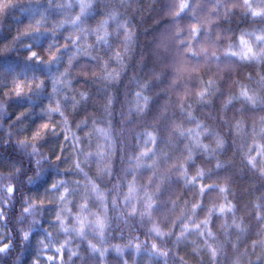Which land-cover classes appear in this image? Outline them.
<instances>
[{"label": "trees", "instance_id": "1", "mask_svg": "<svg viewBox=\"0 0 264 264\" xmlns=\"http://www.w3.org/2000/svg\"><path fill=\"white\" fill-rule=\"evenodd\" d=\"M83 2L0 0V264H264V0Z\"/></svg>", "mask_w": 264, "mask_h": 264}, {"label": "rangeland", "instance_id": "2", "mask_svg": "<svg viewBox=\"0 0 264 264\" xmlns=\"http://www.w3.org/2000/svg\"><path fill=\"white\" fill-rule=\"evenodd\" d=\"M64 1L65 2L68 1V6H71L70 1H72V4H75L76 8H80L84 4L83 0H64ZM82 9H83V7H82ZM242 43H243V47H244V52L243 53L245 55H249L252 52V49L249 48V47H252V45H250L251 42H249L248 40L243 39ZM77 222L79 223L80 221H77ZM95 225H97V223ZM84 228H85V226H84Z\"/></svg>", "mask_w": 264, "mask_h": 264}]
</instances>
